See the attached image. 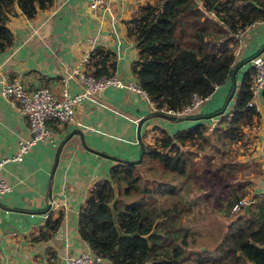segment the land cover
Wrapping results in <instances>:
<instances>
[{"label":"crops","instance_id":"crops-1","mask_svg":"<svg viewBox=\"0 0 264 264\" xmlns=\"http://www.w3.org/2000/svg\"><path fill=\"white\" fill-rule=\"evenodd\" d=\"M141 2L105 1L89 9L85 0H52L49 7L32 17L24 16L14 5L15 14H7L6 21L11 43L0 49V84L17 78L26 89L44 84L58 94L61 78L71 74L66 87L69 92H76L79 81L72 72L81 68L92 48L111 52L113 73L123 81L136 83L131 71L136 46L126 32V22ZM234 39V59L226 80L213 88L207 99L188 115L189 119L171 122L154 117L144 120L139 127L143 144L150 143L156 136L154 126L170 133L201 122L210 129L218 118L211 112L225 99L230 107L222 114L229 116L239 75L251 70V56L264 45V21H255ZM147 98L148 94L143 97L125 88L107 86L93 101L87 100L75 108L73 122L48 123L54 146L39 142L19 160L3 162L0 177L10 187L0 194V264H65V255L88 248L77 232L78 210L92 184L106 177L109 166L115 162L112 157H137L136 121L151 110ZM254 103L257 115L249 126L242 128L243 143L232 141L231 153L223 151L221 158L241 164L233 177L236 181L225 184L228 192L241 191L246 198L255 196L264 201L261 91ZM73 128L80 129L84 143L100 153L85 148L79 136L71 134L61 147L48 182L55 148ZM28 135L24 117L0 95V160L15 153L16 141ZM212 157L208 160L213 161ZM218 159L219 156L215 160ZM205 167L209 168L206 163ZM220 215L223 227L224 218L222 213ZM57 216L60 221L55 227L45 226L46 220ZM202 247L199 241L198 248Z\"/></svg>","mask_w":264,"mask_h":264},{"label":"trees","instance_id":"trees-1","mask_svg":"<svg viewBox=\"0 0 264 264\" xmlns=\"http://www.w3.org/2000/svg\"><path fill=\"white\" fill-rule=\"evenodd\" d=\"M51 3L0 0V49L11 43L6 21L7 14H15L14 5L21 14L32 17ZM257 20L264 21V0H144L126 22V32L136 46L131 71L137 84L156 107L174 111L189 103L193 94H210L214 85L223 83L231 72L234 34ZM86 65L95 76L114 71L112 53L101 48L90 51ZM251 73L242 72L228 117L221 107L211 112L218 118L210 129L201 122L170 133L152 127L157 134L143 144L140 162L155 161L162 169L195 183L200 175L212 173V168L198 160L203 143L208 142L212 153L219 156L214 170L221 171L229 181L234 179L241 164L223 161L221 157L232 150L222 149L232 141L242 144V128L257 115L255 107L247 105ZM261 98L264 102V87ZM136 165L112 163L106 177L89 188L77 213L79 237L106 263L185 264L182 257L188 249L197 250L201 241L203 250L212 246L210 261L215 264H264L263 200L231 191L217 203L224 218L223 230L214 223L182 225V197L176 187L143 181ZM195 184L199 190L203 188L199 181ZM242 198L250 201L246 210L243 212L242 207L232 213L230 207ZM59 221L57 216L46 220L45 226L53 228ZM135 239L140 242L138 248Z\"/></svg>","mask_w":264,"mask_h":264},{"label":"built area","instance_id":"built-area-1","mask_svg":"<svg viewBox=\"0 0 264 264\" xmlns=\"http://www.w3.org/2000/svg\"><path fill=\"white\" fill-rule=\"evenodd\" d=\"M105 1L115 0H85L86 6L89 9H95ZM254 22L255 21L246 24L243 29H238L234 37ZM91 50H93V48ZM88 57L89 54L83 59L81 68L75 69L72 72L79 81V89L73 93L69 92L66 87V81L71 74L61 78L58 94L52 92L51 89L44 84H40L32 89H26L17 78L1 81L0 95L7 99L9 103L17 109L18 113L24 117L29 135L26 138H20L16 141L15 153L1 159L0 167L7 159L19 160L24 152L39 142H47L54 146L55 142L51 137V129L48 123L66 124L73 122L75 119V108L81 106L87 100L93 101L95 95L107 86L125 88L143 97H147L146 92L137 82L123 81L114 73L95 76L92 70L86 65ZM250 67L252 72L250 81L251 93L247 105L254 106L255 99L264 87V49L259 50L256 54L251 56ZM215 86L216 85H214V88ZM208 96L209 94L205 96L193 94L189 103L176 111L165 109L163 106L156 107L155 103L150 98H147V102L151 110L187 116L207 99ZM9 187V184L0 177V194L7 191ZM249 202L250 201L246 198L239 199L230 207V211L232 213L239 211ZM64 261L65 264H108L99 254L92 252L89 248L79 251L78 253L65 255Z\"/></svg>","mask_w":264,"mask_h":264},{"label":"rangeland","instance_id":"rangeland-1","mask_svg":"<svg viewBox=\"0 0 264 264\" xmlns=\"http://www.w3.org/2000/svg\"><path fill=\"white\" fill-rule=\"evenodd\" d=\"M143 1L144 0H142V2ZM148 1L152 2L153 0ZM241 76L242 73L239 75V80L241 79ZM225 100L221 105H219L218 108H221L226 103ZM229 107L230 102L227 101V103L223 106V113L227 112ZM214 117H218V115H215ZM202 146L203 147L199 151L200 154L198 156V160L199 162H201L202 166H205L206 163V166L212 168V173L204 174L203 177L202 175H200L198 177V180H195V183L199 181L203 185V188L201 190L197 188L196 184L194 183V180H186L183 179L181 176L177 175L176 173L166 171L162 169L160 165L157 164L155 161H149L144 163L138 162L136 165V169L137 172L140 174L141 179L143 181H146L147 183L163 182L168 185L172 184L174 185V187H176L177 192L182 197L181 201L179 202L181 210L180 219L182 225L197 227L206 223H209L211 225L214 223L219 225V227H221L223 230L224 226L222 227L220 219L221 215L220 212L217 210V203L221 197L228 196L230 194L227 189L229 187H225V184H233V181L236 180L234 179L229 181V178H226L221 171L214 170L217 161L215 159L217 158L218 153H212L213 150L210 146H208V142H204ZM222 150L229 151L232 150V148L229 145H225L223 146ZM212 155H214L216 158L212 157ZM211 157L213 158V161L208 160ZM130 198L132 197L130 196L124 199L129 200ZM157 201L161 202L162 200L161 198H158ZM135 245L136 248L140 246V242L138 239H135ZM141 246H143L142 243ZM212 255V246L209 245L208 247H206V250L188 249V251L182 257V260L185 264H215L210 261Z\"/></svg>","mask_w":264,"mask_h":264},{"label":"water","instance_id":"water-1","mask_svg":"<svg viewBox=\"0 0 264 264\" xmlns=\"http://www.w3.org/2000/svg\"><path fill=\"white\" fill-rule=\"evenodd\" d=\"M154 117L161 118V119H164V120H167V121H171V122L181 121V120H184V119H189L188 115L187 116L186 115H175V114H167L165 112H161V111H158V110H148L144 115L140 116L137 119V121H136V139H137V143H138V146H139L137 157L136 158H131V159H129V158H120V157H112L113 160H115L116 162H130V163H138V162H140L141 157H142V153H143V142L139 138V127H140V124L144 120L149 119V118H154ZM73 133H75V134H77L79 136L80 142L83 144V146L85 148L90 149V150H94V149L88 147L84 143L83 135H82L80 129L73 128L70 132H68V134L65 136V138L59 144H57V146L55 148L53 162L51 164L50 171H49L48 182H49V180H51V177H52V174H53V171H54V168H55V163H56V160H57V156H58V154H59V152L61 150V147H62L63 143ZM94 152L100 153L97 150H94ZM49 190H50V188L47 187V196H49ZM246 208H247V205H244L243 206V211H245Z\"/></svg>","mask_w":264,"mask_h":264}]
</instances>
